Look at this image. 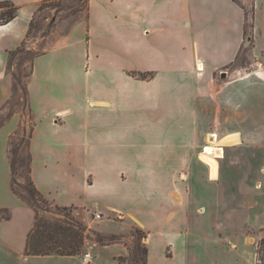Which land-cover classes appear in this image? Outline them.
I'll list each match as a JSON object with an SVG mask.
<instances>
[{
    "label": "crops",
    "instance_id": "1",
    "mask_svg": "<svg viewBox=\"0 0 264 264\" xmlns=\"http://www.w3.org/2000/svg\"><path fill=\"white\" fill-rule=\"evenodd\" d=\"M1 1L18 10L0 25V110L12 96L9 53L26 40L43 0ZM254 7V33L263 35L264 0ZM245 30L232 0H88L85 16L55 24L27 81L36 188L85 226L93 211L103 213V236L131 225L145 231L147 264H257L264 158L252 157L245 175L222 168L230 150L264 145V96L247 91L264 83V69L224 75ZM256 44L262 53L264 42ZM17 122L0 128V209L10 212L0 220V264H85L81 253L25 254L35 214L11 189ZM211 136L221 157L198 158ZM83 247L90 264H120L129 254L123 242Z\"/></svg>",
    "mask_w": 264,
    "mask_h": 264
},
{
    "label": "rangeland",
    "instance_id": "2",
    "mask_svg": "<svg viewBox=\"0 0 264 264\" xmlns=\"http://www.w3.org/2000/svg\"><path fill=\"white\" fill-rule=\"evenodd\" d=\"M238 1L246 11V30H245V37H244V43L242 44V48L240 50V53L238 55V59L234 64H232L226 71L224 75H228V77L231 79V77L239 76L241 73H250V72H257L259 70L264 69V50L261 52L256 51L254 48L257 45L256 42H260L262 40L264 42V34L261 35L258 33H254V20L252 22L251 17L255 13V7L253 8V2L252 0H236ZM86 8H87V0H43L40 6L37 8L33 20L31 22V28L28 33V37L25 40V49L21 50V52H18L11 60V66L8 70L10 73L11 79H12V85L15 87L16 96L11 101V98L5 103V105L0 110V117L3 118V121L1 120L2 124H0V128L3 127L12 117H17V125L16 129L11 133L8 141V150H9V143L11 144L10 147L18 148L17 157L19 159H27L26 155V148L27 140H28V134L29 129L27 128L28 118L26 116L25 112V104H24V94H25V87L27 85L28 77L30 74V68H31V61L33 57L36 54H40V52H44L48 49V43H49V36L50 33L53 31V28L55 27V24L60 22L63 19H70L71 22L74 21V19H77L78 16H85L86 14ZM80 9V11H79ZM254 9V13H252ZM253 27V28H252ZM257 38V39H255ZM197 65V70H198ZM202 67V66H201ZM199 71V70H198ZM135 75V73H132ZM131 75V74H130ZM227 77V78H228ZM218 80L221 81L220 77ZM228 78V79H229ZM13 91V89H12ZM252 95H260L264 96V83H257L254 86L249 87L247 90ZM264 100V99H263ZM24 105V106H23ZM31 125V124H30ZM33 125V123H32ZM208 144H210L209 141H207ZM206 145V141H203V144L198 147V158L199 154L204 151V146ZM254 157L253 161L255 162V159H262L264 158V145H249L245 143L244 145H241L235 149L230 150L227 152V163L229 162V159H232L231 162H229L228 165H226V161L222 162V168H226L229 165H231L230 170L234 172L236 175H245V171L248 169L249 160ZM200 160V159H199ZM201 161V160H200ZM235 164V165H234ZM19 173H24L26 175V169L25 168H18ZM184 178V175L182 176ZM180 178V179H182ZM17 180L19 183H24V186L26 185V181L20 177V175L17 177ZM205 188H208V186H205ZM41 193V192H40ZM44 203H36L43 209H48L49 212H46L44 210L41 211V214L52 217V218H58L60 221H68V220H78V218H75L74 216V210L70 207H65L66 210L62 209V206H59L55 204L50 198L43 195ZM207 199L210 198V196L206 197ZM25 203V202H24ZM205 206L207 203H204ZM60 207V209L57 208ZM100 213L101 219H96L95 214ZM199 215H203L204 213H207L206 211H198ZM3 213H0L2 215ZM104 214L101 212L93 211L91 213V217H89V225L85 226L81 221V223L85 226L86 231V240H89V242L95 241L97 235H102L100 233L101 227L103 225L108 224L104 220ZM115 221H120V217L113 218ZM111 226V229H116L120 233H124L125 228L124 227H118L116 225H113L112 223H109ZM134 227H137L135 225H131L129 227V230L125 234H118L123 237L124 244L127 243V248L129 250L135 248L137 245V237L139 234H134L135 237L131 236V232H133ZM89 228V229H88ZM142 230V229H141ZM145 232V231H144ZM145 234H147L145 232ZM108 237V236H104ZM142 243L145 244V238L142 240ZM261 241L258 243L257 249H256V260L257 263L260 259V255L258 254L259 251H261ZM85 244V242H84ZM111 244V243H110ZM88 248L82 247L80 253L86 252ZM129 256V255H128ZM124 264H131V261L129 260V257L127 258L126 262Z\"/></svg>",
    "mask_w": 264,
    "mask_h": 264
},
{
    "label": "trees",
    "instance_id": "3",
    "mask_svg": "<svg viewBox=\"0 0 264 264\" xmlns=\"http://www.w3.org/2000/svg\"><path fill=\"white\" fill-rule=\"evenodd\" d=\"M235 3H237L245 13V8L236 0H232ZM254 0H252L253 2ZM254 4V2H253ZM254 8V5H253ZM88 9V0H87V8ZM18 10V7H16L12 2L10 1H1L0 2V25H4L12 21L15 16L16 12ZM80 11V9H79ZM254 13V9L252 11ZM33 20V19H32ZM251 20L253 22V14L251 17ZM31 28V24H30ZM253 28V27H252ZM30 29L28 30L29 33ZM28 37V34H27ZM26 37V39H27ZM25 42V41H24ZM24 42L22 45L16 49L15 51H12L9 53V60H8V70L11 66V60L12 58L18 53L21 52V50L25 49ZM40 52V54H42ZM36 54L33 59L40 55ZM32 59V61H33ZM31 61V64H32ZM31 73V68H30ZM30 76V74H29ZM12 98L11 101L16 96V91L14 85H12ZM27 85L25 87V94H24V104H25V112L26 116L28 118L27 128L29 129V136L27 140L26 148V155L27 159L25 162V159H19L17 157L18 148H14L9 143V160H10V168H11V189L13 193L23 202H25L27 205H29L35 214V220L34 225L29 232L26 240V247H25V254L28 256H49V255H58V256H73L80 254V251L82 247L84 246V242L86 239V228L85 226L77 220H68V221H60L58 218H52L47 217L43 214H41V211L44 210L45 213L49 212L48 209H43L40 203H44L43 200V194L40 193V191L36 188L34 185V182L31 177V153H30V139L32 136L33 131V117L31 113V109L28 104L27 100ZM24 106V105H23ZM1 120L3 121V118L0 117V124H2ZM31 124V125H30ZM25 168L26 169V175L24 173H19L18 168ZM20 175L22 177L23 181L25 179L26 185L24 186V183H19L17 180V177ZM36 203H39L38 205ZM57 208V207H56ZM57 209H60L57 208ZM62 209L66 210L65 207H62ZM0 213H3L0 215V220H7L10 218V212L7 209H0ZM134 234H139L137 237V245L135 248L129 250V256L127 257H120L118 258V262L120 264H124L129 257V260L131 261V264H147V258H148V249L145 244L142 243V240L147 237V234L143 230H141L138 227H134L133 232H131V236L135 237ZM95 241L99 244L105 245L115 242H123V237L121 235H111L108 237H104L103 235H97ZM124 243V242H123ZM261 251L258 252L260 255V259L257 264H264V239L261 240ZM127 246V243H125Z\"/></svg>",
    "mask_w": 264,
    "mask_h": 264
},
{
    "label": "bare ground",
    "instance_id": "4",
    "mask_svg": "<svg viewBox=\"0 0 264 264\" xmlns=\"http://www.w3.org/2000/svg\"><path fill=\"white\" fill-rule=\"evenodd\" d=\"M202 67L200 65V67L198 68V70H201ZM210 144H208L206 147H204V151L202 152V157L204 160L209 159L208 156H215V157H221L222 155V151L220 149H216L214 147V143H215V136H211V139L209 140ZM213 163V162H211Z\"/></svg>",
    "mask_w": 264,
    "mask_h": 264
},
{
    "label": "built area",
    "instance_id": "5",
    "mask_svg": "<svg viewBox=\"0 0 264 264\" xmlns=\"http://www.w3.org/2000/svg\"><path fill=\"white\" fill-rule=\"evenodd\" d=\"M95 218L96 219H101V214L100 213L95 214ZM81 258H82V261L85 264H90V261H91V249L88 248L86 250V252L81 253Z\"/></svg>",
    "mask_w": 264,
    "mask_h": 264
}]
</instances>
